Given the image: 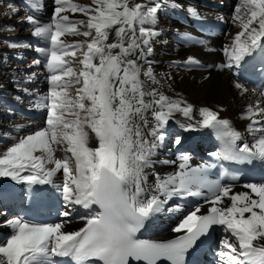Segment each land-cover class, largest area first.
Instances as JSON below:
<instances>
[{
	"label": "snow or ice",
	"instance_id": "obj_1",
	"mask_svg": "<svg viewBox=\"0 0 264 264\" xmlns=\"http://www.w3.org/2000/svg\"><path fill=\"white\" fill-rule=\"evenodd\" d=\"M55 4L49 23L26 17L33 26L32 35L50 45L36 49L45 57L50 85L37 104L47 109V127L20 138L0 154V177L43 185L53 183L62 171L61 189L68 210L61 215L70 216L75 205L89 210V215L84 226L72 232L62 231L64 222L6 221L12 233L0 239V264H63L54 258H70L74 264H185L186 255L214 225L223 226L229 234L220 241V264H264V183L245 184L250 192L233 194L232 185L207 179L206 166L192 167L187 154L178 156L177 170L156 174L148 183L146 170L155 150L164 145L166 125L176 114L191 121L193 113L183 99H173L146 84L158 83L150 62L145 67L142 58L151 54L150 39L157 35L151 25L157 22L161 3L55 0ZM188 11L199 16L194 8ZM77 12L85 19L70 17L69 13ZM232 19L240 31L224 48L227 61L219 65L222 71L238 67L257 50L264 52V0H240ZM65 36L86 39L70 43L62 39ZM184 63L200 66L194 57ZM234 87L241 94L248 91L239 80ZM199 114L196 124L180 127L185 131L213 128L225 143L214 156L264 164L260 101L249 105L242 117L250 121V132L260 133L251 145L237 147L240 133L217 112L200 108ZM181 143L177 136L174 144ZM57 149L63 151L62 158L55 157ZM46 164L54 166L46 168ZM25 171L30 174L21 175ZM189 197H203L204 203H197L172 229L182 235L163 242L137 237L155 214L179 210L166 209L169 201ZM224 198L230 204L220 207ZM204 205H209L206 214L201 213Z\"/></svg>",
	"mask_w": 264,
	"mask_h": 264
},
{
	"label": "bare ground",
	"instance_id": "obj_2",
	"mask_svg": "<svg viewBox=\"0 0 264 264\" xmlns=\"http://www.w3.org/2000/svg\"><path fill=\"white\" fill-rule=\"evenodd\" d=\"M135 1L140 3L159 2L162 5L157 14V22L155 25H151L157 33L150 39L151 54L147 55L146 58H142L145 67L148 66L147 62H150L155 81H158V83L147 81V86L149 89L156 88L173 99H183L193 108L191 121L180 114H176L175 119L170 120L166 125L167 136L164 145L155 150L151 158V166L146 170L149 174L148 183L153 182L156 174L165 176L177 170L179 164L177 158L181 154L189 155V164L192 167L206 166L208 168L207 179L217 181L214 175L210 173L213 169V163L207 160L205 156L206 151L215 146L212 131L209 128L201 127L185 131L180 125L186 123L196 124L201 119L199 109L209 108L217 112L220 119L228 120L231 126L240 133L241 138L236 143L238 147H241L244 143L251 145L254 143V139L260 135V133L250 132L248 129L250 121L242 117L249 105H255L260 101L261 106L264 107V97L245 84L248 91L241 94L240 90L234 87L237 81L234 68L222 71L219 67L227 61L224 48L232 43L233 37L240 31L238 25L233 23L232 19L240 0H234L237 2L236 5H232L230 0ZM21 2L26 11V14H24L25 19L24 22L13 19L14 22L12 23L15 25L26 23L27 30L33 31V26L26 20L29 15H32L41 24L51 21L56 7L55 0H21ZM75 2L89 4L90 0H75ZM174 4H179L180 7H173ZM189 8L196 9L199 16H192L188 11ZM69 15L74 19H85L79 12L69 13ZM217 24L221 25L220 29L215 28ZM6 28L13 29L11 24L7 25ZM8 34L10 35V33ZM2 35L3 33L0 32V40ZM30 39L33 41L34 48L30 51L28 47L27 55H29L31 61H35L32 67L24 66V71L19 70L15 65L16 59L20 55H14L15 62L12 61L13 64L8 62L5 56V48L3 49V43L0 42V140L3 142L4 139V147L0 146V154L6 152L7 148L20 138L44 129L45 127L40 129L39 126L40 124L44 126L47 121V112L42 111V107H37L36 102L40 101L41 97L49 91L48 71L44 66L45 57L36 49L50 45L41 38L32 36ZM62 39L71 43L86 38L83 36H65ZM218 49L221 50L220 53ZM79 55L78 52L77 56L79 57ZM188 57L199 60L200 66L185 64L184 62ZM37 60L41 63H35ZM77 70H79L78 65ZM24 78H34L33 83H38L39 89L36 95H32L28 87L23 85L24 83L18 85L19 81ZM25 98H29V100L25 101ZM24 114H27V119H22ZM32 120H37L39 125H35ZM19 132L20 134H18ZM177 136L182 140L180 145L174 144ZM91 145L95 146V140L91 141ZM184 146L188 147L187 150H183ZM39 154L36 153V155ZM63 155L64 153L60 149L55 152L56 158H62ZM171 161H176V164L171 163ZM53 166L51 164L45 165L46 168ZM263 168L264 164L251 163V174L243 178L240 185H232V193L250 192L249 189L244 188L245 184L264 183V180L257 181L252 175L253 172L262 171ZM27 174H30V172L21 173V175ZM62 183V171L53 177V183L43 185L29 186L26 183L17 182L11 177H0V239H6L12 233V229L6 226L5 222L14 218H21L30 223L64 222L62 231L65 232L78 231L82 228L89 215V210L75 205L71 208L70 216L64 217L61 215L68 210L63 200ZM222 183H225L224 185L233 184L227 181L226 177H224ZM204 194L207 195L206 190H204ZM197 203L203 204V197H189L185 200L169 201L166 209L178 207L179 210H165L155 214L145 222V226L137 235H140L141 238L144 236H173L176 233L172 229L177 226L184 215L194 209ZM229 204L228 198H224V204L219 206L224 207ZM208 207L209 205H204L201 213ZM227 235L229 234L225 233L222 228L210 246L211 253L206 255L203 264H220L217 255L221 250L220 241ZM212 254L217 256L218 260H211ZM54 259L62 261L63 264L67 263L66 258ZM185 264H192L187 255Z\"/></svg>",
	"mask_w": 264,
	"mask_h": 264
},
{
	"label": "rangeland",
	"instance_id": "obj_3",
	"mask_svg": "<svg viewBox=\"0 0 264 264\" xmlns=\"http://www.w3.org/2000/svg\"><path fill=\"white\" fill-rule=\"evenodd\" d=\"M73 2H75V0H73ZM132 2L135 3L136 1L132 0ZM10 5L11 7H9ZM13 9L15 11H13ZM24 9L25 7L22 4L21 0H0V32L1 34L3 33V35L1 36L0 42L1 44L3 43L2 44L3 49L5 48L6 52L5 51L4 52H5V56L7 57L8 62H12V61L15 62L14 55L16 56L20 55L16 59L17 62H15V65H17V68L22 71H24L25 69L24 66L32 67L35 61V60L31 61V58L29 57V55H27L28 47L30 51L34 48V45L32 44L33 41L32 39H30L33 36L32 31L27 30L28 26L26 25V23H23L22 25H15L14 23H12L14 22L13 19H18V21L24 22V19H25L24 14H26V11ZM9 24H11V27L13 29L6 28V26ZM8 33H10V35ZM27 44H28V47H23L24 45H27ZM13 45H16V46L13 47ZM33 81H35L34 78H30V79L24 78L19 81L18 85H20V83H24L23 85L28 87V90L31 91V94L36 95L39 87H38V83L36 82L33 83ZM9 87H10V84H9ZM27 100H29V98L27 99L25 98V101ZM39 102L40 101L36 102V104H38ZM42 111L47 112V109L42 107ZM22 119H27V114H24ZM32 121L35 125L38 124L37 120H32ZM39 127L40 129L43 127H47V124H45L44 126L40 124ZM18 134H20V132ZM3 142H4V139H3ZM3 142L0 140V146L2 147H4Z\"/></svg>",
	"mask_w": 264,
	"mask_h": 264
}]
</instances>
